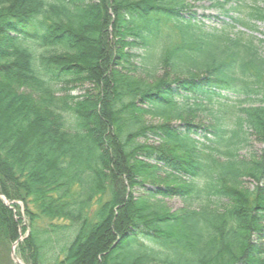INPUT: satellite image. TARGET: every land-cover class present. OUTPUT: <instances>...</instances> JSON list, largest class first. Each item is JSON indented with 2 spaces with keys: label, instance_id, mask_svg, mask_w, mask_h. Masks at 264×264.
<instances>
[{
  "label": "trees",
  "instance_id": "16d2710c",
  "mask_svg": "<svg viewBox=\"0 0 264 264\" xmlns=\"http://www.w3.org/2000/svg\"><path fill=\"white\" fill-rule=\"evenodd\" d=\"M227 2L207 30L185 0H0V264H264V40L230 32L264 0Z\"/></svg>",
  "mask_w": 264,
  "mask_h": 264
},
{
  "label": "rangeland",
  "instance_id": "374dc122",
  "mask_svg": "<svg viewBox=\"0 0 264 264\" xmlns=\"http://www.w3.org/2000/svg\"><path fill=\"white\" fill-rule=\"evenodd\" d=\"M139 1V0H136ZM186 4L188 5L187 12L190 15L197 16L202 23L205 25L204 28L213 29V28H220L223 23L227 22L231 24L230 17L233 16L234 18H238L240 15L241 18L246 19V14L244 13H238L236 11H231L230 13H226V11L230 10L231 6L236 5L235 3H226V0H185ZM248 4V3H247ZM245 12V11H243ZM219 25V26H218ZM255 30L254 31H248L244 27L235 26V29L229 28L230 32L236 34L238 32H243L247 35V37H252L255 39V41L258 43L259 40H264V22H259L255 24ZM171 29L165 28L164 29V36L166 34H170L172 41H177V35L176 32L170 31ZM261 52L264 55V45H261ZM162 74H160L161 76ZM138 78L144 79V75H136ZM157 79V78H156ZM149 83H155L157 80H151L148 81ZM83 94V90L81 89H75L72 92V95L79 96ZM230 100L225 99H214L215 108L213 109L214 116L218 117H224L226 125H230L232 122H234L236 116L238 115V101L241 99H244L245 97H237L234 95H230ZM192 103V101H191ZM235 106V108H234ZM209 110V109H208ZM198 117L194 118L192 122H194L197 125L202 126H208L212 123L213 118L211 116V111H200L198 112ZM147 121L151 125H161V124H178L179 122H169V121H163L159 119H151L147 118ZM195 139L199 140L200 142L206 143V141L203 139L202 136H194ZM145 142H148L147 145L150 146H159L156 139L152 136H150V139L145 140ZM263 149V145L259 143L254 135H251L249 137V147L247 151L249 152H255L256 155H260ZM242 152V154H246V152ZM208 154L207 151H205L204 155ZM159 176L163 177V174H159ZM245 185L247 187H250L251 183L249 180L246 181ZM140 191H137V195ZM5 201V200H4ZM6 202V201H5ZM164 206L173 214L179 213L183 209H189V208H196V206L185 202L182 199L179 198H170V199H164L163 200ZM6 204H9L6 202ZM24 240V235L20 238V241ZM16 249V247H15ZM14 249V254L11 252V259L15 264H24L16 255ZM13 251V248H12Z\"/></svg>",
  "mask_w": 264,
  "mask_h": 264
},
{
  "label": "water",
  "instance_id": "95a60500",
  "mask_svg": "<svg viewBox=\"0 0 264 264\" xmlns=\"http://www.w3.org/2000/svg\"><path fill=\"white\" fill-rule=\"evenodd\" d=\"M13 254H14V250H13Z\"/></svg>",
  "mask_w": 264,
  "mask_h": 264
}]
</instances>
